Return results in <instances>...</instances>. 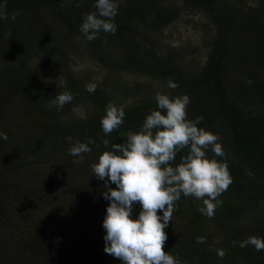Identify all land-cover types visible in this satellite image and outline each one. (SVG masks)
Returning a JSON list of instances; mask_svg holds the SVG:
<instances>
[{"label":"trees","instance_id":"trees-1","mask_svg":"<svg viewBox=\"0 0 264 264\" xmlns=\"http://www.w3.org/2000/svg\"><path fill=\"white\" fill-rule=\"evenodd\" d=\"M159 1L117 0L115 34L101 31L98 36L114 39L122 49L121 58L108 61L113 68L132 69L166 81L172 79L178 87L165 94L188 95L191 100L188 119L203 117L198 127L217 134L218 142L230 148V155L224 151L226 159L215 157L227 163L233 180L218 197L222 205L215 214L237 223L241 215L242 218L247 215L248 206L264 202V112H247L236 103L228 66L236 57L246 70L247 79L235 85L239 92L246 93H239L241 98L247 93L249 100L264 97V88L256 83L264 71V7L246 8L247 0H239L243 6L235 9L219 6L218 0H183L207 12L216 27L206 63L200 71L185 74L174 63L172 52L160 57L154 49L142 48L136 38L135 24L140 21L152 30H160L175 19L177 10L160 6ZM94 3L95 0H7L9 19L0 20V133L7 135L6 140L0 136V264H121L104 251L103 220L109 201L104 199L103 192L107 186L92 174L90 166L98 162L104 151L111 150L112 144L125 142L126 137L120 133L138 132L147 114L157 108L156 100L139 99L122 107L124 123L106 135L101 119L109 102L117 105L110 91L97 86L95 92L89 93L85 90L86 83L71 73L67 74L64 88L46 85L57 63L53 49L58 33L62 27L68 35L79 33L83 14L95 11ZM13 13H18L15 20L11 19ZM234 30L242 36V46L235 49L239 36ZM65 91L73 94L72 102L80 99L91 104L92 114L85 119H58L55 109H48L47 103L53 95ZM14 119L35 126L14 132L15 126L20 129L27 126H13L17 122ZM69 136L71 142L66 139ZM89 138L95 141L89 145L91 153L83 154L82 163H73L77 158L69 154V148L77 139L87 143ZM105 139L109 140L107 147L103 145ZM188 151L185 148L177 153L171 166L178 165ZM206 155L214 157L210 149ZM58 173L61 180L57 179ZM251 174L259 180L252 182ZM86 182L93 192L88 201L86 193L78 190L77 199L80 197L84 202L80 205L76 199L75 212L61 208V183L66 184V189L78 184L86 187ZM109 187L116 185L109 181ZM181 198L165 229L168 239L164 250L181 263L228 264L227 256L220 259L213 248L205 232L207 218L201 212L193 214L189 222L174 220L183 205ZM140 210L141 205L135 204L134 218ZM59 211L65 216L55 213ZM59 227L58 232L55 229ZM254 228V236L264 239V223ZM199 236L206 238L204 243L196 242ZM246 236L247 233L238 232L231 236L230 243L224 244L231 250V254H226L231 258L230 264H264V250L256 251L251 245L239 247ZM232 241L237 242L235 247Z\"/></svg>","mask_w":264,"mask_h":264},{"label":"clouds","instance_id":"clouds-1","mask_svg":"<svg viewBox=\"0 0 264 264\" xmlns=\"http://www.w3.org/2000/svg\"><path fill=\"white\" fill-rule=\"evenodd\" d=\"M6 5L7 0L0 4V20L9 19ZM79 6L77 3L76 7ZM93 7L95 11L83 14L79 31L88 41L96 39L101 31L114 35L115 17L119 12L117 0H95ZM17 15L13 13L11 19L15 20ZM167 87L176 89L178 85L169 78ZM96 88V83L85 85L89 93ZM73 99L70 91L61 92L56 95L54 105L62 110ZM155 100L157 108L147 114L140 130L120 133L121 137H126L125 142L112 144L111 150L104 151L98 162L90 166L92 174L107 186V191L103 192L104 199L109 201L103 220L104 251L118 258L121 264H181L178 257L164 250L168 239L165 229L181 194L202 200L204 206L198 210L211 219L216 208L222 205L218 197L233 182L227 163L215 158L226 159L219 136L198 127L203 117L188 119L190 97L186 94L170 97L157 92ZM124 118V109L109 102L101 119L103 132L107 135L118 130ZM0 136L7 139L4 133ZM66 139L72 141L71 136ZM93 143L91 138L87 143L77 139L68 150L77 158L73 163H82L83 154L91 153L89 145ZM103 145L107 147L109 140H103ZM185 148L189 149L188 153L181 157L178 165L171 166L170 162ZM209 149L214 153L213 158L206 155ZM109 181L116 187H109ZM137 203L141 210L134 218L133 207ZM160 212L162 215L158 214ZM205 239L199 236L196 242L204 243ZM232 245L235 247L237 242L232 241ZM249 245L256 251L264 250V239L249 236L239 242L241 248ZM217 255L223 259L225 252L217 250Z\"/></svg>","mask_w":264,"mask_h":264},{"label":"rangeland","instance_id":"rangeland-1","mask_svg":"<svg viewBox=\"0 0 264 264\" xmlns=\"http://www.w3.org/2000/svg\"><path fill=\"white\" fill-rule=\"evenodd\" d=\"M118 1L122 2L126 0ZM159 2L160 6L166 5L177 10L175 19L160 30H152L144 22L140 21L135 24L134 32L136 33V38L141 42L142 48H152L160 57L172 52L175 56L174 63L185 74L200 71L206 63L215 38L216 27L212 18L203 9L188 5L183 0H160ZM217 2L220 3L219 6L229 5L233 9L243 6L242 1L239 0H218ZM245 5L246 8L248 6L263 8L264 0H247ZM234 34L237 37L239 36L234 44L235 49L238 46H242V36L237 30H234ZM99 42H101L100 48L98 47ZM53 50L57 53V63L47 78L48 82L46 85L50 88H64L68 81L67 74L71 73L77 80H81L86 84L96 83L98 87L104 88L108 92L110 91L119 107L131 105L139 99L155 98L157 92L165 93L174 90L167 87L168 81L165 79L140 74L139 72L132 71V69L113 68L108 61L112 60L115 62L117 58H121L122 56V49L114 39L98 36L96 39L88 41L83 33L79 32L68 35L66 28L62 27L60 34L58 33L57 42ZM228 68V73H230L229 84L235 92L233 98L236 103L243 106L247 112H264V97L249 100L248 93L247 96L242 95V98L238 95L239 93L240 95L246 93H242V90L239 92L235 87L236 83H242L244 78L247 79L246 70L238 62V58L235 57ZM256 83L258 86L264 88V71L258 76ZM53 96L47 103V108L55 109L58 119L61 118L68 121L72 118L85 119L93 112L92 105L87 103L86 100L80 99L65 104L62 110H58L54 105L56 95ZM12 117L15 118L14 116ZM14 120L17 122H14L13 126L27 125L20 126L21 129L15 126L14 132L20 133L25 127H27L28 131V128L30 129V127L35 126V124L28 123L27 121ZM222 147L226 154L230 155V148L226 145ZM251 176H253L252 182L259 180L253 174ZM61 178V175L58 173L57 179L61 180ZM61 184L60 188L63 192L60 196L62 202L61 208L65 210L66 208L68 210L71 209V212H75L77 208L76 194L78 190H83L81 192L83 194L86 193V202L93 193L92 186L88 182H86V187L78 184L76 185L78 186L77 188L74 186L66 189V184ZM181 199L183 205L174 220L177 222L180 220L189 222L193 218V214L197 216L200 212L198 209L204 206L203 201L193 196H182ZM77 200H79L80 205L84 202L80 197ZM255 204V206H248L247 215L243 218L241 215L240 221L237 223H234L232 220H224L216 214L211 219L204 216L207 218L205 232L211 238L213 248L225 251V256H227L225 261L228 264L231 263V258L226 254H231V250L224 244L230 243L231 236L238 232L247 233L244 239L254 236L256 234L255 225H258L260 222L264 223V202L259 203V201H256ZM55 213H58L60 216H65L63 214H66L60 211ZM38 215L41 214L38 213ZM55 230L59 232L60 227ZM232 256L234 257L233 253Z\"/></svg>","mask_w":264,"mask_h":264}]
</instances>
